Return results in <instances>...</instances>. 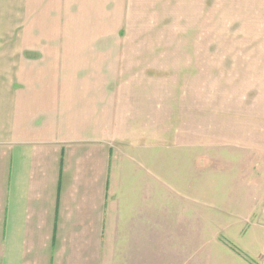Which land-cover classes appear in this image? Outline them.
<instances>
[{"label":"crops","instance_id":"crops-1","mask_svg":"<svg viewBox=\"0 0 264 264\" xmlns=\"http://www.w3.org/2000/svg\"><path fill=\"white\" fill-rule=\"evenodd\" d=\"M22 1L0 0V264H154L155 194L170 189V145L153 136L169 94L147 74L154 44L106 42L115 0H36L65 12L34 22L55 37L15 55Z\"/></svg>","mask_w":264,"mask_h":264},{"label":"rangeland","instance_id":"rangeland-1","mask_svg":"<svg viewBox=\"0 0 264 264\" xmlns=\"http://www.w3.org/2000/svg\"><path fill=\"white\" fill-rule=\"evenodd\" d=\"M105 4L114 22L106 42L154 44L147 74L168 87L164 129L153 131L155 143L170 145L169 194L154 201V264H262L264 0ZM20 7L25 24L13 21L9 34L15 55L19 42L55 37L34 22L38 28L51 11L65 12L61 1L42 4L40 15L36 0ZM71 36L84 43L82 33H63L62 43Z\"/></svg>","mask_w":264,"mask_h":264},{"label":"built area","instance_id":"built-area-1","mask_svg":"<svg viewBox=\"0 0 264 264\" xmlns=\"http://www.w3.org/2000/svg\"><path fill=\"white\" fill-rule=\"evenodd\" d=\"M262 264H264V258L262 259Z\"/></svg>","mask_w":264,"mask_h":264}]
</instances>
